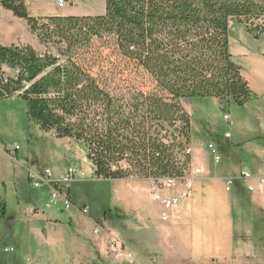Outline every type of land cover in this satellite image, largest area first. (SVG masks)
<instances>
[{
	"label": "trees",
	"instance_id": "trees-1",
	"mask_svg": "<svg viewBox=\"0 0 264 264\" xmlns=\"http://www.w3.org/2000/svg\"><path fill=\"white\" fill-rule=\"evenodd\" d=\"M105 2L103 16L37 19L26 0H0L59 54L0 44V100H25L30 123L84 145L94 178L182 177L191 161L185 150L192 135L182 101L213 98L222 106L246 108L256 97L234 62L229 34L236 21L253 38L264 37V0ZM99 43L127 67L93 73L87 56ZM4 67L17 76L6 78ZM6 214L0 198V220ZM112 216L126 218L115 209L104 219Z\"/></svg>",
	"mask_w": 264,
	"mask_h": 264
},
{
	"label": "crops",
	"instance_id": "crops-1",
	"mask_svg": "<svg viewBox=\"0 0 264 264\" xmlns=\"http://www.w3.org/2000/svg\"><path fill=\"white\" fill-rule=\"evenodd\" d=\"M26 7L29 15L37 19L64 16L59 12L53 15L47 12L44 0H26ZM236 24L239 23L234 21L230 26V51L256 95L253 99L256 105L254 115L235 122L234 141L227 145L217 144L221 162L216 164L207 144L195 142L191 135L190 165L192 170L201 169V174L195 176L189 200L166 213L162 204L150 196L151 180H117L111 185L114 195H106L114 202L107 211L116 209L126 218L114 220L116 218L112 216L113 219L105 220L106 212L90 218L93 225L101 222L104 226L106 221H112V224L114 221H128L131 215L141 224L140 229L131 230V234L138 235V230H144L147 237H152L151 241L147 239V246L153 248L158 257L156 264H212L213 261L244 264L253 258L250 254L253 248L263 249L264 257V188L260 189L258 185L259 178H264V37L253 38L245 27L244 33L241 31L238 37H234L232 31ZM0 44L4 47L29 45L37 50L40 41L26 21L0 4ZM7 71L18 74L16 70L4 67V72ZM20 99L13 97L0 101V198L7 204L6 218L0 220V264H49L48 251L53 248L58 251L60 247L71 255V259H67L73 261L77 258L78 264H83L85 258H88L87 262L91 259L109 260L110 236H119L122 240L116 230L107 229L106 235L96 236L90 254L81 239L80 232L86 227L81 209L72 210L67 218L65 214L60 215L56 207L47 210L45 205L52 188L44 186L38 190L30 183L29 172H34V167L30 169V161L39 158L36 150L43 148L41 140L56 137L39 127L34 134L30 130L27 132L34 124L28 118V105L27 117L22 113ZM182 104L186 109L183 101ZM64 140L69 146L75 144L70 139ZM45 155L49 159H59L58 152H48L47 148ZM244 171L254 178L242 180L240 177ZM230 178L236 182L228 192L226 181ZM250 187L254 190L251 191ZM179 189L178 186L175 192ZM67 191L73 201L70 187ZM106 196L102 194L103 199ZM60 204L64 205L63 202ZM123 242L136 252V256H143L139 249L127 246V240ZM44 252L48 254L44 256ZM58 254L56 252L57 257Z\"/></svg>",
	"mask_w": 264,
	"mask_h": 264
},
{
	"label": "rangeland",
	"instance_id": "rangeland-1",
	"mask_svg": "<svg viewBox=\"0 0 264 264\" xmlns=\"http://www.w3.org/2000/svg\"><path fill=\"white\" fill-rule=\"evenodd\" d=\"M64 1L66 2V6L64 8H59L57 5L58 0H44V9L47 12L49 11L52 15L54 12H59L64 16H103L106 12L105 0ZM241 31L244 33V26L236 24L234 30L232 31V34L234 35V37H238ZM36 46L39 53L53 54L56 56L59 55L57 47L51 44L48 46H44L40 43V45ZM105 46L106 45L99 43L91 49L89 55L87 56V59L89 60V63L87 64L88 68L93 73L100 75L102 73L105 75H109L112 72L125 69L127 67L125 63L122 62V60L116 54H113L112 50H109ZM11 76L12 78H15L16 73L13 71L5 72L6 78H11ZM138 81H140V78ZM134 83H136V81H134ZM18 101L22 104V113L26 114L27 117V102L23 99H20ZM183 102L186 106V109L191 114V132L195 139V142H203L206 143L207 146L209 144H213L219 154L220 152L217 144L227 145L230 142L232 143L236 135V131L234 129L235 122H237V120H240V118L242 117H250L254 115V106L256 105L252 100L246 108H239L232 102L222 106L218 100L213 98H190L184 99ZM226 116L228 117V119H225ZM36 127L37 126L34 125L32 128H28L27 132H29L30 130V132L34 134L36 129L37 131H39V128ZM228 134H230L231 137H227ZM41 143L43 148L41 147L36 150V152L38 151L39 153V158L37 159L35 157V160L30 161L31 170H33L34 167L33 171L40 174L45 173L46 170H50L52 173V180H59L70 170H75L77 172L75 180L68 185L73 195V207L70 210H65L64 205L60 204L56 208L59 210L58 213L60 215L65 214L66 218L72 210L77 211L81 209V212L84 209L87 210L89 215L82 212V215L84 217L83 219H85L83 221H85L86 227L80 233L81 239L85 241L86 247H88L90 254L92 253L90 247H92L96 242L95 237H102L106 235L107 229L110 231L116 230V232H118V234L121 236L122 240L119 238V236L116 237H118L122 242L123 240H127V246H132V248L134 249L137 248L140 250L141 254H143L142 257L136 256L132 261L120 262H111L109 261L110 259H105L103 261L91 259L90 262H87L88 258H85V262H83V264H130L134 261H136L137 264H156L157 260L159 259L154 255L155 252L153 251V248L149 249V247L147 246V239L151 241L150 238L152 237H147V234L146 232H144V230H138V235L131 234L132 232L130 231H135V228L140 229L141 224L134 220L130 214L129 220L125 222L114 221L117 220L114 219L113 224L112 221L104 222V226L102 225L103 223H97L95 225L92 224V220L90 219L91 217L102 216L104 212L114 206V202L111 201L110 197L106 195H114V189L111 187V185H113L115 182L93 177V167L87 158V150L85 146L79 143H75L72 146H69V143H67L64 139L62 140L58 138L45 137L43 138V140H41ZM46 148L48 152H58L59 159H55L54 157L53 159L47 158V156L45 155ZM188 169L192 170L193 166L189 164ZM102 194L106 196V199L102 198ZM86 221H89L90 224ZM96 227L99 228V234L94 233V229ZM57 250L58 251H55L53 248V251H48V260L50 262L49 264H71L72 262L73 264H78L77 258L74 257L75 259L73 261H70L69 259H71V255L64 253L61 247ZM262 250L263 249L260 248H253V250L250 251V254L253 255V258L246 260L244 264H264V257L261 253ZM56 252H59L58 257L56 256ZM48 253L44 252L43 255L45 256V254Z\"/></svg>",
	"mask_w": 264,
	"mask_h": 264
},
{
	"label": "built area",
	"instance_id": "built-area-1",
	"mask_svg": "<svg viewBox=\"0 0 264 264\" xmlns=\"http://www.w3.org/2000/svg\"><path fill=\"white\" fill-rule=\"evenodd\" d=\"M58 6L63 8L66 6L64 0L58 1ZM225 119H228L226 116ZM229 137V135H228ZM208 149L213 157L216 164L221 162V156L214 147L213 144L208 145ZM185 154L191 157L192 149L187 147ZM77 172L75 170H70L67 174L62 176L59 180H52V173L50 170H46L45 173L37 174L34 172H29V181L34 188L40 189L44 186H49L52 188V194L49 201L45 205L47 210L55 208L64 203L65 210H70L73 207V203L68 195V185L74 181ZM201 174V169L186 170L182 177H166L159 180H151L150 194L155 202L161 203L164 211L167 213L172 209L180 206L184 201L191 198L194 189V179L195 176ZM242 180L248 181L253 179V175L247 171H244L240 177ZM258 185L260 189L264 188V178H259ZM236 179L230 178L226 181V191L231 192L235 186ZM180 189L176 191L177 187ZM253 191L254 188L250 187ZM163 191H166L165 194ZM84 214H87V210H82ZM95 234H99V228L95 230ZM109 257L112 261H131L135 258L136 252L126 247L123 242L115 235L110 236L109 242Z\"/></svg>",
	"mask_w": 264,
	"mask_h": 264
}]
</instances>
